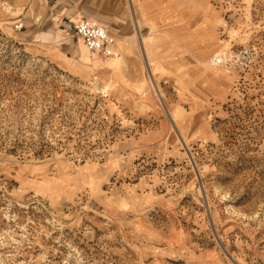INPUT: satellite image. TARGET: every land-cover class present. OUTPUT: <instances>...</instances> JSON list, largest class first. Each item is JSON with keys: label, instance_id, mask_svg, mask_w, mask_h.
I'll list each match as a JSON object with an SVG mask.
<instances>
[{"label": "rangeland", "instance_id": "obj_1", "mask_svg": "<svg viewBox=\"0 0 264 264\" xmlns=\"http://www.w3.org/2000/svg\"><path fill=\"white\" fill-rule=\"evenodd\" d=\"M30 2L0 0V264H264V0H130L119 56L68 59Z\"/></svg>", "mask_w": 264, "mask_h": 264}, {"label": "crops", "instance_id": "obj_2", "mask_svg": "<svg viewBox=\"0 0 264 264\" xmlns=\"http://www.w3.org/2000/svg\"><path fill=\"white\" fill-rule=\"evenodd\" d=\"M130 0H31L18 16L23 23L25 39L47 43L57 54L69 58L72 53L73 24L81 19H90L109 28L114 38L132 36ZM128 6L130 7V13ZM132 15V16H131ZM134 19V18H133ZM62 25L66 28H62ZM120 25V26H118ZM63 40V42H61Z\"/></svg>", "mask_w": 264, "mask_h": 264}, {"label": "built area", "instance_id": "obj_3", "mask_svg": "<svg viewBox=\"0 0 264 264\" xmlns=\"http://www.w3.org/2000/svg\"><path fill=\"white\" fill-rule=\"evenodd\" d=\"M19 23L17 28H22ZM74 33L81 38L86 47L107 57L116 56L115 39L110 34L109 28L90 19H81L73 24ZM214 65H221L235 69H245L251 63V51L244 48L233 55L225 52L213 59Z\"/></svg>", "mask_w": 264, "mask_h": 264}, {"label": "bare ground", "instance_id": "obj_4", "mask_svg": "<svg viewBox=\"0 0 264 264\" xmlns=\"http://www.w3.org/2000/svg\"><path fill=\"white\" fill-rule=\"evenodd\" d=\"M14 14L16 15L17 14V12H14ZM139 24V23H138ZM117 56H119V55H117ZM117 56H115V57H117ZM156 84V83H155ZM109 83H105V82H102V80H97V89L99 90V91H101L102 93H107L108 92V90H109Z\"/></svg>", "mask_w": 264, "mask_h": 264}]
</instances>
